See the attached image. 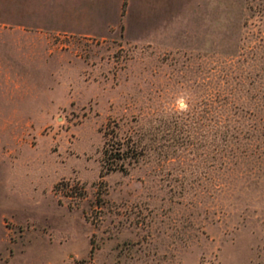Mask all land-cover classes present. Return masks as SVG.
Wrapping results in <instances>:
<instances>
[{"label": "rangeland", "instance_id": "rangeland-1", "mask_svg": "<svg viewBox=\"0 0 264 264\" xmlns=\"http://www.w3.org/2000/svg\"><path fill=\"white\" fill-rule=\"evenodd\" d=\"M127 4L0 25V264H264V0H181L169 42Z\"/></svg>", "mask_w": 264, "mask_h": 264}, {"label": "crops", "instance_id": "crops-1", "mask_svg": "<svg viewBox=\"0 0 264 264\" xmlns=\"http://www.w3.org/2000/svg\"><path fill=\"white\" fill-rule=\"evenodd\" d=\"M122 3L123 0H0V25L39 33L102 34L109 26H118ZM180 5L181 0H128L125 30L143 35L144 26H154L158 19L160 30L153 33H158L163 42H169L171 35L179 40Z\"/></svg>", "mask_w": 264, "mask_h": 264}, {"label": "trees", "instance_id": "trees-1", "mask_svg": "<svg viewBox=\"0 0 264 264\" xmlns=\"http://www.w3.org/2000/svg\"><path fill=\"white\" fill-rule=\"evenodd\" d=\"M124 1V5H125ZM113 145L112 148L103 147L102 150V171L109 172L112 170H123L125 169V164L123 162V157L121 158L118 154H113ZM121 161V162H120ZM103 176V174H100ZM71 188H68V185L65 188V193H71Z\"/></svg>", "mask_w": 264, "mask_h": 264}]
</instances>
